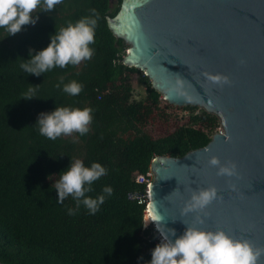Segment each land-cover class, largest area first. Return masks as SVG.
<instances>
[{
    "label": "trees",
    "instance_id": "trees-1",
    "mask_svg": "<svg viewBox=\"0 0 264 264\" xmlns=\"http://www.w3.org/2000/svg\"><path fill=\"white\" fill-rule=\"evenodd\" d=\"M121 1L63 0L51 12L38 8L35 25H25L15 35L0 28L3 263L146 264L158 244L159 231L154 223L144 226L147 185L136 180L137 173L147 175L157 155L183 156L206 145L222 129L216 114L198 106L170 104L141 69L123 63L128 44L114 35L107 19L117 13ZM86 16L97 18L90 60L54 67L40 76L21 69L30 50L35 55L48 46L55 32ZM135 79L145 86L140 95L134 93ZM72 81L83 85L75 96L63 91V85ZM33 86L34 98L23 99ZM56 107L91 108L88 133L55 140L41 135L36 124L39 114ZM154 117L179 121L164 135L154 136L146 129ZM73 159H80L85 167L100 163L107 170L85 194L93 199L105 195L94 215L82 203L77 208L71 196L57 202L55 181ZM105 187L112 188L110 196L103 192ZM69 209L75 214L69 215Z\"/></svg>",
    "mask_w": 264,
    "mask_h": 264
},
{
    "label": "water",
    "instance_id": "water-1",
    "mask_svg": "<svg viewBox=\"0 0 264 264\" xmlns=\"http://www.w3.org/2000/svg\"><path fill=\"white\" fill-rule=\"evenodd\" d=\"M107 19L128 44L124 64L141 69L170 104L201 107L221 122L206 145L153 158L146 191L156 228L173 242L192 224L264 247V0H122ZM204 73L230 83L213 84ZM211 156L234 162L238 175L218 176ZM210 186L222 198L181 215L190 190ZM196 215L204 224H194Z\"/></svg>",
    "mask_w": 264,
    "mask_h": 264
},
{
    "label": "clouds",
    "instance_id": "clouds-1",
    "mask_svg": "<svg viewBox=\"0 0 264 264\" xmlns=\"http://www.w3.org/2000/svg\"><path fill=\"white\" fill-rule=\"evenodd\" d=\"M62 2L63 0H0V28H4L9 35H15L23 26L35 25L39 19L37 13L51 12ZM38 8L41 11L37 12ZM91 11L93 16L98 18L96 10ZM97 18L86 16L75 23L69 22L66 27L50 37L51 42L46 48L36 52L35 55L32 54L33 50H30V58L20 65L21 69L27 74L40 76L54 67L76 66L82 61L90 60L93 56L90 45L95 43ZM204 75L213 84L223 86L230 83L229 78L221 74L204 73ZM62 83L63 80L56 87L60 88ZM82 90L83 85L76 81L63 85V91L69 95H78ZM34 93L35 86L30 87L23 99L34 98ZM91 113V108L56 107L50 113H40L36 124L39 125L40 134L50 140H55L61 135L70 136L73 133L83 136L89 131L92 122ZM208 164L217 168L218 176L231 178L238 175L237 165L234 162L228 161L222 164L218 157L211 156ZM106 174L107 170L100 163L94 162L91 167H85L80 159L71 160L67 170L61 172L59 180L55 181L57 202L63 203L66 197L71 196L76 201L77 208L82 203L89 214L94 215L104 203L105 195L93 199L85 194L92 191L91 185L94 181ZM231 187L235 190V185ZM112 191L111 187L103 189V192L109 196ZM190 191V199L185 202L181 215L203 212L213 201L222 198L218 197L215 186ZM68 214H75V210L69 209ZM152 219L156 221L160 217L153 216ZM204 222L202 216L196 215L194 224L202 225ZM158 231L161 243L151 251V260L146 264H259L261 257L264 256V247L253 245L248 239L234 238L222 229L206 230L188 224L183 234L174 242L163 230L158 228ZM168 231L172 236L176 235L174 230Z\"/></svg>",
    "mask_w": 264,
    "mask_h": 264
},
{
    "label": "rangeland",
    "instance_id": "rangeland-1",
    "mask_svg": "<svg viewBox=\"0 0 264 264\" xmlns=\"http://www.w3.org/2000/svg\"><path fill=\"white\" fill-rule=\"evenodd\" d=\"M133 85L135 88L134 93L136 95H140L139 94L140 91L144 92L145 86H142L137 81V79H135V82ZM161 97H163L162 94H161ZM178 121L179 120L175 118L169 119L168 121H164L160 117H154L152 118L151 122L148 123V126H146V129H148V131L151 132L152 135L160 136V135H164L169 130H172L178 124ZM78 136H79L78 133H73L72 135H70L71 138H78ZM147 218L148 217H147V212H146L145 219H144V226L149 225L150 223H153L151 219L149 218L147 219Z\"/></svg>",
    "mask_w": 264,
    "mask_h": 264
},
{
    "label": "built area",
    "instance_id": "built-area-1",
    "mask_svg": "<svg viewBox=\"0 0 264 264\" xmlns=\"http://www.w3.org/2000/svg\"><path fill=\"white\" fill-rule=\"evenodd\" d=\"M220 131H222V129ZM152 179H153V174H152L151 170L149 171V173L147 175L142 174V173H137V175H136V180L140 183H146V185H149L151 183ZM141 201H143V200L140 199V202ZM146 212H147V210H146ZM147 215H148V213H147ZM150 219H151V217H150ZM151 221H152V219H151ZM159 243H161L160 232L158 234V244Z\"/></svg>",
    "mask_w": 264,
    "mask_h": 264
},
{
    "label": "bare ground",
    "instance_id": "bare-ground-1",
    "mask_svg": "<svg viewBox=\"0 0 264 264\" xmlns=\"http://www.w3.org/2000/svg\"><path fill=\"white\" fill-rule=\"evenodd\" d=\"M148 214H149V217H151L149 212H148Z\"/></svg>",
    "mask_w": 264,
    "mask_h": 264
}]
</instances>
